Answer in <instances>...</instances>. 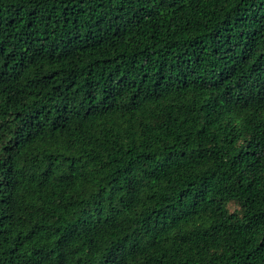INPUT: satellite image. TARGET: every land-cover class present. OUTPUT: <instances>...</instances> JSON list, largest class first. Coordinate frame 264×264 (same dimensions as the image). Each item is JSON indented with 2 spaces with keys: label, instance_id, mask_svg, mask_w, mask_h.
<instances>
[{
  "label": "trees",
  "instance_id": "1",
  "mask_svg": "<svg viewBox=\"0 0 264 264\" xmlns=\"http://www.w3.org/2000/svg\"><path fill=\"white\" fill-rule=\"evenodd\" d=\"M0 264H264V0H0Z\"/></svg>",
  "mask_w": 264,
  "mask_h": 264
}]
</instances>
